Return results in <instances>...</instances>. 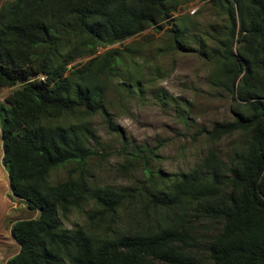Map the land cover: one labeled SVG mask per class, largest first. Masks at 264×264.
<instances>
[{
  "label": "trees",
  "instance_id": "trees-1",
  "mask_svg": "<svg viewBox=\"0 0 264 264\" xmlns=\"http://www.w3.org/2000/svg\"><path fill=\"white\" fill-rule=\"evenodd\" d=\"M2 1L0 89H13L0 103L3 164L12 195L38 213L14 224L20 252L7 264H264V0H213L227 24L212 57L235 115L207 137L241 134L242 147L229 162L211 148L167 188L153 185L152 219L126 231L119 216L126 194L87 179L96 155L89 118L100 114L122 136L105 104L117 52L69 66L161 30L189 0ZM182 36L175 31L177 46ZM70 166L65 180L50 182ZM92 201L89 226L65 229L63 220Z\"/></svg>",
  "mask_w": 264,
  "mask_h": 264
},
{
  "label": "rangeland",
  "instance_id": "rangeland-1",
  "mask_svg": "<svg viewBox=\"0 0 264 264\" xmlns=\"http://www.w3.org/2000/svg\"><path fill=\"white\" fill-rule=\"evenodd\" d=\"M226 24L213 0H189L161 30L148 28L69 66L73 69L94 57L117 52L115 74L107 79L105 104L122 136L111 132L100 114L89 118L88 146L96 155L88 160L87 179L92 187L126 194L119 212L121 230H135L152 219L146 195L153 185L167 188L197 167L211 148L229 162L242 147L245 138L241 134L218 142L207 137L214 125L233 121L235 115L234 97L224 87L223 74L212 57ZM175 31L183 34L180 46L174 41ZM12 91L0 89L1 104ZM3 155L0 130V264H7L20 252L11 233L14 224L36 219L38 213L12 195ZM71 167L52 172L50 182L65 180ZM94 208L92 201L74 211L63 220L64 228L88 227V215ZM203 246L198 244L196 252Z\"/></svg>",
  "mask_w": 264,
  "mask_h": 264
}]
</instances>
